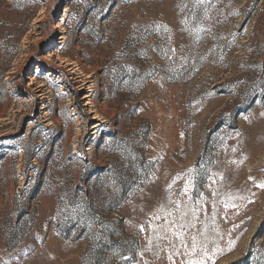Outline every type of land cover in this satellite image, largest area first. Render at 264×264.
Masks as SVG:
<instances>
[{"label":"rangeland","instance_id":"1","mask_svg":"<svg viewBox=\"0 0 264 264\" xmlns=\"http://www.w3.org/2000/svg\"><path fill=\"white\" fill-rule=\"evenodd\" d=\"M190 261L264 264V0H0V264Z\"/></svg>","mask_w":264,"mask_h":264},{"label":"snow or ice","instance_id":"2","mask_svg":"<svg viewBox=\"0 0 264 264\" xmlns=\"http://www.w3.org/2000/svg\"><path fill=\"white\" fill-rule=\"evenodd\" d=\"M190 171H192V170H190ZM169 187H171V185H169ZM180 227H183V225H180ZM173 235L181 238V243H183V239H182L183 233L182 232H173ZM192 239H193V244L191 247H192V250L195 251L196 246H197L195 243V237H193ZM185 247H187V245H185ZM169 259H171V257H169ZM189 264H203V261H190Z\"/></svg>","mask_w":264,"mask_h":264},{"label":"trees","instance_id":"3","mask_svg":"<svg viewBox=\"0 0 264 264\" xmlns=\"http://www.w3.org/2000/svg\"><path fill=\"white\" fill-rule=\"evenodd\" d=\"M76 96H77L78 100H80V94H76Z\"/></svg>","mask_w":264,"mask_h":264}]
</instances>
